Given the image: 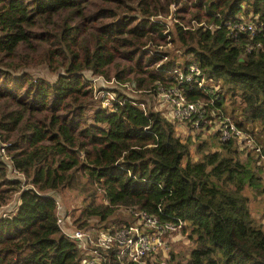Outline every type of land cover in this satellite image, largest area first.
<instances>
[{
    "label": "trees",
    "instance_id": "1",
    "mask_svg": "<svg viewBox=\"0 0 264 264\" xmlns=\"http://www.w3.org/2000/svg\"><path fill=\"white\" fill-rule=\"evenodd\" d=\"M242 22L256 32L234 29ZM190 64L220 83L216 106L264 141V0H0V210L19 193L0 214V264H81L57 225L55 197L72 192L84 205L74 230L131 224L110 218L141 210L184 224L193 248L168 264H264V225L246 195H264L258 157L216 133L182 139L143 99L112 90L122 104L110 111L93 98L102 78L154 99ZM226 97L240 102L229 114Z\"/></svg>",
    "mask_w": 264,
    "mask_h": 264
},
{
    "label": "built area",
    "instance_id": "2",
    "mask_svg": "<svg viewBox=\"0 0 264 264\" xmlns=\"http://www.w3.org/2000/svg\"><path fill=\"white\" fill-rule=\"evenodd\" d=\"M239 32L255 33L256 27L250 23H239L234 26ZM161 49V47H157ZM176 85L168 89L160 88L156 97L160 103L168 106V120L178 126H184L194 133H202L203 136L216 133L220 142L235 141L237 150L242 153H253L258 157V164L264 171V141L257 140L250 133L241 131L234 121L225 115L216 106L221 98L220 83L208 78L196 64H190L187 68L174 71ZM93 98L98 100L107 110L114 111V103L122 104L109 89L113 85H120L114 80L107 82L102 78H95ZM181 87L196 88L201 93L209 96L207 100H191L182 92ZM178 130V129H177ZM6 145L0 147V157H6ZM4 160V159H3ZM57 210H61V203L55 197ZM131 224H119L109 230L93 232L73 230L68 231L65 226V218L61 215L57 218V225L64 235L75 241L84 253L81 264H151L160 257V264H167L168 246L166 240L171 235L182 232V222H162L155 215L145 211L129 209ZM64 223V224H63Z\"/></svg>",
    "mask_w": 264,
    "mask_h": 264
},
{
    "label": "rangeland",
    "instance_id": "3",
    "mask_svg": "<svg viewBox=\"0 0 264 264\" xmlns=\"http://www.w3.org/2000/svg\"><path fill=\"white\" fill-rule=\"evenodd\" d=\"M166 18V17H165ZM165 21L168 22H177L173 16H168ZM247 23V22H246ZM171 44H166L165 46H162L161 49H170L169 51H172L173 47L171 48ZM160 49V50H161ZM176 48L173 50V53H178L176 52ZM179 70H182L183 67H179L177 68ZM32 74H35V72L31 71ZM39 73L41 76H43L45 79L51 81L54 80L55 77L52 75H49L47 73H45L44 71L40 72H36ZM95 85V83H94ZM129 88H124L122 86L119 85H113L111 86V88L109 89L110 92H112V90H117L119 92H121L122 94H126L128 95L130 98H134L136 100L138 99H143L146 104L148 106H151L153 108L154 111H158L160 112L164 117H168V106L164 103H160L158 100V97H155L154 99H152L153 97L147 98V97H143L141 96L139 93L133 91V88L131 86L128 85ZM158 94V93H157ZM223 104V109L225 111L226 114H229V112L232 113V109L234 108H239L240 106V102L239 99L235 98L234 102L233 100L229 99L228 97L225 98V100L222 102ZM221 109V108H220ZM178 129V130H177ZM176 131L180 132L178 134H184L189 135L188 130L184 127V126H178V128L176 127ZM255 131V130H254ZM191 136H194V134L190 133ZM200 137L205 138L207 136H203L202 133L200 134ZM4 160H6V157H3ZM7 163H9V161H6ZM9 168V167H8ZM10 173H8L10 178H18L21 179L22 177L20 175H18L17 173L12 172V169L9 168L8 169ZM11 170V171H10ZM264 176V174H263ZM246 195L249 197L250 202H249V206L251 209V213L254 215V217L256 216L258 219V221L260 223H262L264 225V195H260V196H256L255 199H252V194L250 192H246ZM58 199L60 200L61 203V210L59 211V214L63 217L66 213H68V215L70 214V212L72 213V215L64 216L65 218V226L67 228L68 231H73L75 226H73V220L75 219V217L79 214L81 208L84 206L82 203V198L83 196L78 195L76 192H72V193H68L66 195H58L57 196ZM18 199H19V193L16 194L10 201V204L8 205L7 208L1 209L0 210V214L2 212H11L13 210H15V208L17 207L18 204ZM111 221H122V222H131V217L129 215L128 211L125 210H118L111 218ZM63 223V224H64ZM89 232V231H88ZM167 242V246H168V252H174V253H179L183 256H187L190 252V250L193 248V244L190 243L187 234L182 233L181 231L173 234L170 236V238H168L166 240ZM168 258H169V254H168ZM163 261L162 258L158 257L156 258L155 261L151 262V264H160ZM168 264V263H167Z\"/></svg>",
    "mask_w": 264,
    "mask_h": 264
},
{
    "label": "crops",
    "instance_id": "4",
    "mask_svg": "<svg viewBox=\"0 0 264 264\" xmlns=\"http://www.w3.org/2000/svg\"><path fill=\"white\" fill-rule=\"evenodd\" d=\"M178 133H180V132L178 131ZM184 136H185L184 134H181V138H182V139L184 138Z\"/></svg>",
    "mask_w": 264,
    "mask_h": 264
}]
</instances>
